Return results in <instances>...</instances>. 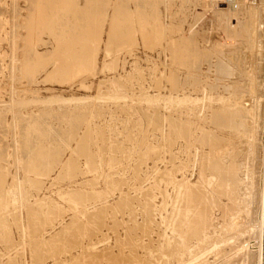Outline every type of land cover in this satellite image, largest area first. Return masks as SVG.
Instances as JSON below:
<instances>
[{
  "label": "rangeland",
  "instance_id": "374dc122",
  "mask_svg": "<svg viewBox=\"0 0 264 264\" xmlns=\"http://www.w3.org/2000/svg\"><path fill=\"white\" fill-rule=\"evenodd\" d=\"M257 1L0 0V264H258Z\"/></svg>",
  "mask_w": 264,
  "mask_h": 264
},
{
  "label": "bare ground",
  "instance_id": "6f19581e",
  "mask_svg": "<svg viewBox=\"0 0 264 264\" xmlns=\"http://www.w3.org/2000/svg\"><path fill=\"white\" fill-rule=\"evenodd\" d=\"M253 1V3H255L256 2V0H252ZM257 2H259V1H257ZM260 3V2H259ZM255 4H257V3H255ZM221 9H226V8H221ZM256 12V11H255ZM218 16V15H217ZM202 18V17H201ZM204 22V21H203ZM257 23H258V33H257V35H258V42L260 43L259 45H261V47H263L264 48V0H261V3H260V6H258V8H257ZM256 23V24H257ZM208 24V23H207ZM256 31V30H255ZM257 32V31H256ZM256 35V34H255ZM257 35L255 36V37H257ZM254 36V35H253ZM254 37V38H255ZM256 40V39H255ZM254 40V41H255ZM257 42V43H258ZM254 44H256V42L254 43ZM253 44V45H254ZM252 45V46H253ZM257 46V45H256ZM254 47V46H253ZM256 48V47H255ZM255 48H252L253 50L255 49ZM259 49V48H258ZM257 48L255 49V50H257V51H259ZM254 50V51H255ZM261 51H263V50H261ZM252 53V52H251ZM250 53V54H251ZM254 53H256V52H254ZM253 54V53H252ZM257 55V54H256ZM252 56V55H251ZM254 58H255V56H254ZM253 58V59H254ZM257 58V57H256ZM252 59V57H251V60H250V62L253 60ZM256 61H257V59H256ZM251 64V63H250ZM257 65L258 64V62L256 63L255 62V59L252 61V67L251 68H253V66L254 65ZM255 65V66H256ZM258 67V66H257ZM257 67H255V68H257ZM254 71H256L255 69H253ZM259 71V70H258ZM261 80V79H260ZM264 100V99H263ZM262 100V101H263ZM261 101V102H262ZM244 102H246L245 103V106L246 107H248V108H251V106L253 105V104H260L258 101H256L255 99H246ZM261 107V106H260ZM262 109V108H261ZM261 109H258V111L260 112V110ZM258 111L256 112V113H258ZM258 115H261V113H259ZM258 115H256V127H257V129H259V127H260V124H257V120H258V118L260 119V116H258ZM263 115H264V113H263ZM262 117V116H261ZM249 122L248 123H252V120H248ZM260 121H262V119L260 120ZM260 121L258 122V123H260ZM264 127V126H263ZM261 129V128H260ZM264 129V128H263ZM262 130V129H261ZM259 132H260V130H258ZM263 148H264V140H263ZM259 158H261V157H259ZM260 161V160H259ZM256 171H255V177H254V180H255V185L253 184V186H255V191L256 192H258V194H259V191H260V184H259V181H258V179H259V177L261 176V182H262V190L260 191V196L258 195V198L260 197L261 198V202L262 203H264V149H263V166H262V170H260V174L261 175H259V174H257L258 172H257V168H258V163H257V161H256ZM259 198V199H260ZM264 208V207H263ZM262 213V212H261ZM260 212H258V213H256L257 215V220H255V222H254V225H251V227L253 228V232H254V235L253 236H255L258 240H259V245L258 246H252L251 245V249H256L255 250V252L253 253V258H251V261L253 262V260H254V256H255V253H256V255H257V259H258V264H264V210H263V215L261 214ZM260 214H261V216H260ZM242 223H241V222ZM252 221H253V218H252ZM238 223H240V224H242V225H244V226H242L243 227V229L244 230H241V231H238V230H236L234 233H233V235H232V238L233 239H238L240 236H242L246 231H248L250 228V225L247 223V220H246V218H245V216L244 217H242V220H240L239 219V221H238ZM251 230V229H250ZM249 230V231H250ZM253 240V239H252ZM251 240V241H252ZM249 242V241H248ZM253 243V242H252ZM246 245V244H245ZM246 246H249V245H246ZM244 245L241 247V250L242 249H244ZM246 249V248H245ZM239 251V250H238ZM254 251V250H253Z\"/></svg>",
  "mask_w": 264,
  "mask_h": 264
},
{
  "label": "built area",
  "instance_id": "2783aa9c",
  "mask_svg": "<svg viewBox=\"0 0 264 264\" xmlns=\"http://www.w3.org/2000/svg\"><path fill=\"white\" fill-rule=\"evenodd\" d=\"M223 44H230V45H234V44H236V42L237 41H235V39H226L225 41H222V40H220ZM217 43L219 44V42H218V39H217Z\"/></svg>",
  "mask_w": 264,
  "mask_h": 264
}]
</instances>
